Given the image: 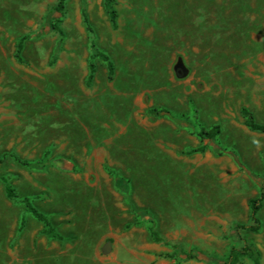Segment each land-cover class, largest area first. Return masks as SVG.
I'll return each mask as SVG.
<instances>
[{"label":"rangeland","instance_id":"rangeland-1","mask_svg":"<svg viewBox=\"0 0 264 264\" xmlns=\"http://www.w3.org/2000/svg\"><path fill=\"white\" fill-rule=\"evenodd\" d=\"M56 2L0 0V264H224L242 239L264 264V199L258 232L230 231L253 224L248 201L264 191V133L241 113L264 124V0H116V28L103 0H67L62 36L41 31ZM91 41L112 79L95 57L87 84Z\"/></svg>","mask_w":264,"mask_h":264},{"label":"trees","instance_id":"trees-1","mask_svg":"<svg viewBox=\"0 0 264 264\" xmlns=\"http://www.w3.org/2000/svg\"><path fill=\"white\" fill-rule=\"evenodd\" d=\"M66 3H67V0H57L56 4L48 10V12L46 13L44 17L45 25L43 29L41 30L43 33L54 31V32H57L60 36H62L63 31L60 27V23L62 21ZM115 4H116V0H103L104 9L108 16V19H109V22L112 28L117 27V9L115 7ZM82 17H83L84 23L86 24L87 30L91 31L84 5L82 6ZM23 40H24V37L19 39V41L16 44L15 57L17 59L20 58V53L23 47ZM90 47H91V55H90V60L88 63V75L86 78L87 84H89L91 80L93 79V75L95 72V63L93 59L95 57L104 61L106 65V69H107V77L108 79H112L113 74H114V63L111 60V58L106 53L100 51L96 47L93 41H91ZM149 112L156 116H163V115L169 114V111L165 108H160V109L151 108L149 109ZM241 113L244 116L245 124L249 129L264 133V124L256 122L252 114L245 107H242ZM217 132H218L217 126H214L210 131L201 129L198 133L200 140H201V144L191 149L189 152L204 151L206 147V142L209 140L212 141ZM6 156H8V154L0 155V162H2L6 158ZM9 156L22 166H25L28 168H39V165L37 163L21 159L16 154H9ZM3 181L5 183L4 190H5L6 197L9 199L16 198L17 196H16L15 189L13 188V186L6 179H3ZM120 184L122 183H119V186H123ZM263 199H264V191L261 192L258 197L250 199L248 201V206L250 209V217L253 221V224L244 225V224L235 223L230 229L233 235L239 237L240 229L249 230L252 232H258L260 230V221H259L257 214L261 207V203ZM22 202L25 206V209L35 219H37L38 221L42 223L43 233L48 238L63 239V236L55 229V227L53 226V224L51 223L47 215L39 211L28 198H23ZM148 230H149L151 238L154 241H162V238L159 236L158 232L154 229L152 224L149 225ZM174 247L177 250L176 253L178 254V256H180L183 259L195 258V259L206 260V261L211 260V257L203 253H200V251H198L195 248L190 249V250H185L181 246L174 245ZM164 256L172 258L175 256V254L164 253ZM243 256L247 257L250 260L251 264H260V256H261L260 251L258 250V248L255 246L254 243L246 239H242L241 247H237L235 245L229 246L226 258L224 260V264H239L240 258Z\"/></svg>","mask_w":264,"mask_h":264}]
</instances>
